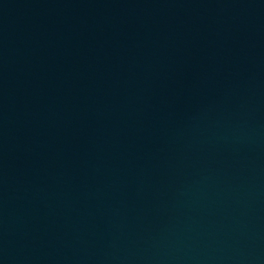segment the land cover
Returning a JSON list of instances; mask_svg holds the SVG:
<instances>
[{
  "label": "water",
  "instance_id": "1",
  "mask_svg": "<svg viewBox=\"0 0 264 264\" xmlns=\"http://www.w3.org/2000/svg\"><path fill=\"white\" fill-rule=\"evenodd\" d=\"M0 264H264V0H0Z\"/></svg>",
  "mask_w": 264,
  "mask_h": 264
}]
</instances>
